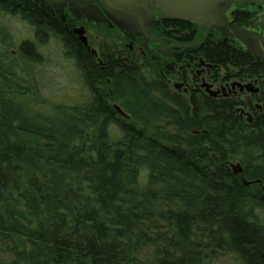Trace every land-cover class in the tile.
Segmentation results:
<instances>
[{"label":"trees","instance_id":"obj_1","mask_svg":"<svg viewBox=\"0 0 264 264\" xmlns=\"http://www.w3.org/2000/svg\"><path fill=\"white\" fill-rule=\"evenodd\" d=\"M0 5L39 28L54 26L29 0ZM69 47L91 102L40 120L0 95V238L12 264H134L153 242L145 222L166 229L155 264H204L219 252L264 264L257 214L264 211V113L248 124L234 101L172 102L163 85L137 84V68L100 67L77 44ZM210 47L209 58L227 73L241 68L264 79V66L237 48ZM154 90L176 106L153 102ZM236 159L242 175L230 169ZM143 170L158 190L143 191Z\"/></svg>","mask_w":264,"mask_h":264},{"label":"flooded vegetation","instance_id":"obj_2","mask_svg":"<svg viewBox=\"0 0 264 264\" xmlns=\"http://www.w3.org/2000/svg\"><path fill=\"white\" fill-rule=\"evenodd\" d=\"M159 1L147 0L154 22L146 30L154 41H146L144 35L117 25L96 0H46L43 6L29 0L31 6L54 23V26L42 25L41 28L17 11L1 5L0 10L31 28L32 41L22 39L18 46L21 53L32 51L29 58L34 56L35 43L43 38L53 37L68 46L75 43L100 67L117 61L138 70L147 68L171 97H178L189 105H196L195 98L234 101L240 117L246 119L245 115L249 114L253 123L256 112L264 113V79L255 76L253 71L243 74L241 68L229 74L228 69L219 67L209 58L206 50L210 46L212 50L221 44L229 45L247 54L253 63L264 66L263 58H256L247 51L258 48L264 54L263 1L232 3L225 12L222 32L208 30L206 20L198 26L191 21L170 19L157 9ZM241 109L248 114L241 113Z\"/></svg>","mask_w":264,"mask_h":264},{"label":"rangeland","instance_id":"obj_3","mask_svg":"<svg viewBox=\"0 0 264 264\" xmlns=\"http://www.w3.org/2000/svg\"><path fill=\"white\" fill-rule=\"evenodd\" d=\"M31 38H33L32 30L26 23L20 19H11L0 10V95L28 117L40 120H50L65 111L70 114L71 107H81L91 102V94L79 70L77 59L69 50L70 47L53 37L43 38L35 43L37 55L29 58L19 51L18 46L20 40H31ZM139 71L140 78L137 84L147 83L154 89L153 84H158L157 81L153 82L154 73L151 74L147 68L142 67ZM221 74L223 75V72ZM229 74H232V71ZM153 97L155 103L176 106L170 103L172 97L167 101L155 90ZM129 101L137 103L139 100L132 97ZM182 102L191 108L188 102ZM115 106H118L129 118L121 105L112 102L111 107ZM241 110L248 114L245 109ZM137 115L142 116L140 112H137ZM245 118L248 120L246 115ZM158 123L161 125V122ZM247 123L250 124L248 121ZM236 164L242 166L240 160L236 159L230 163V169L231 165ZM142 175L144 192L160 188L159 185L148 186V181L144 178L148 176V171L143 170ZM257 214L264 225V211H258ZM159 232H166V229H156V225L151 222L144 223L143 234L150 237L153 242L146 243L137 251L134 264H155L160 258V251L155 245L161 236ZM13 262L14 258L8 244L0 238V264ZM203 262L204 264H242L236 255L227 252L216 253Z\"/></svg>","mask_w":264,"mask_h":264},{"label":"water","instance_id":"obj_4","mask_svg":"<svg viewBox=\"0 0 264 264\" xmlns=\"http://www.w3.org/2000/svg\"><path fill=\"white\" fill-rule=\"evenodd\" d=\"M46 0H36L42 6ZM103 11L114 19V22L124 27L127 31H136L137 34H142L146 41H154L147 28L151 27L154 22V15L148 9L147 0H96ZM258 2L259 0H161L157 9L170 19L186 20L195 23L198 26L203 25V21H208V30L217 29L222 32V27L225 23V12L232 3L241 2ZM264 3V0H261ZM99 11V9H97ZM100 12V11H99ZM83 43L86 41L82 39ZM248 53L256 58H263V52L258 49L248 48ZM249 91H252L249 90ZM257 92V91H256ZM215 96L214 93H211ZM116 112L127 117L126 114L115 106ZM241 113L243 111L241 110ZM248 122L252 123V117L248 114ZM198 134V133H196ZM235 176L243 174V167L240 164L231 165ZM251 183L244 181V185L249 187Z\"/></svg>","mask_w":264,"mask_h":264}]
</instances>
